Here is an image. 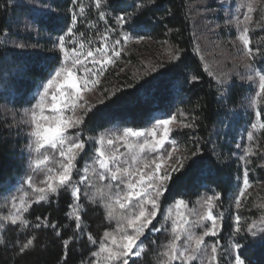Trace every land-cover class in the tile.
I'll return each instance as SVG.
<instances>
[{"label":"snow or ice","instance_id":"1","mask_svg":"<svg viewBox=\"0 0 264 264\" xmlns=\"http://www.w3.org/2000/svg\"><path fill=\"white\" fill-rule=\"evenodd\" d=\"M261 3L264 0H247L234 12L229 6L223 24L216 25L236 32V38L230 43L246 58V74L242 79L250 86L258 85L249 104V108L256 109L252 131L247 132L249 141L255 139L257 129L264 130V121H261L264 109L259 108L264 104V38L256 44L252 39L257 28L264 31V15L261 20H254L257 5ZM72 4L70 23L54 42L59 63L38 86L33 102L23 109L22 122L17 125L18 132L23 131L28 140V172L19 187L0 189V195L7 193L5 204L10 205L7 214H0V231L6 233L13 228L27 238L23 242L6 241L0 236V245H10L17 258L26 257L38 249L36 231L50 229L60 240L61 259L65 264L70 245L80 237L97 247L90 253L89 264H130V261L136 264L150 247L159 249L157 264H222L225 255L231 257V264H246L240 254L243 244L237 242L224 251L216 239L223 231L225 219L224 212L218 211L222 193L202 196L191 207L190 201L178 198L166 209L162 208L171 186L186 176L203 155L199 147L190 155L180 153L178 141L172 138L175 131L198 127L194 115L180 112L183 119L179 121L174 114L156 118L144 129L125 127L104 130L96 136L85 135L86 122L94 107L89 104L87 94L96 88L107 66L116 63L130 42L145 39L134 37L133 33L137 28L135 21L147 4L140 0L130 6L132 11L120 10L113 14L109 11L113 8L111 0H92L97 20L104 22V32L98 34L99 47H92V39L85 41L84 33L76 31V25L85 18L83 0H72ZM241 8L246 11L241 13ZM205 12L211 15L214 10L206 7ZM109 19L114 21L113 25L108 23ZM86 26L96 27L91 22ZM113 34L117 37L114 40ZM166 52L170 63L181 59L179 48L169 46ZM162 66L149 70L156 71ZM197 80V76L191 77L192 82ZM220 84L223 86L224 81ZM212 152L215 154V149ZM89 153L91 156L79 167ZM252 157L264 159V151L248 147L243 156L237 157L243 165V177L242 187L234 198L237 214L232 235L244 240L250 233L264 240V213L259 221L254 219L244 228L241 227L243 218L238 214L247 190L252 187L248 167L253 163ZM216 159L219 161L220 154H216ZM38 176L42 179L37 180ZM62 190H68L72 198L65 216L73 222L74 231L67 238H63V227L50 216H37L35 223L26 218L34 204L51 203ZM82 196L103 209L110 226L115 222V227L105 230L99 241L85 230L83 215L87 209L81 203ZM164 233L169 238L160 245L158 234Z\"/></svg>","mask_w":264,"mask_h":264},{"label":"trees","instance_id":"2","mask_svg":"<svg viewBox=\"0 0 264 264\" xmlns=\"http://www.w3.org/2000/svg\"><path fill=\"white\" fill-rule=\"evenodd\" d=\"M31 1L44 7L36 9L30 5ZM191 1L144 0L147 7L135 21L137 28L133 36L145 39L138 44L135 40L130 42L114 68L112 66L100 81L99 99L88 101L94 107L86 122L85 135L96 136L104 130L125 127L144 129L150 127L154 119L174 114L179 121L183 119L180 112L194 115L198 127L175 131L172 138L178 141L180 153L190 155L199 147L203 155L197 158L186 176L171 186L162 208L166 209L178 198L190 201L191 207L202 196L222 193L218 211L224 212L225 219L223 231L216 238L222 250L227 251L229 245L239 242L244 245L240 254L246 264H264V240L250 233L244 240L232 235L237 214L234 198L242 187L243 177V165L237 157L243 156L248 147L264 151V130L255 131L253 141L247 139L256 110L249 108V104L258 88L237 78L221 86L209 75L197 50L189 9ZM137 2L140 0H111L113 8L109 11L113 14L120 10L132 11L130 6ZM73 7L72 0H0V29L4 30L0 32V189L19 187L28 172V140L23 131L18 132L17 125L22 122L23 109L33 102L32 96L38 86L59 63L54 42L70 23L69 10ZM262 15L264 7H259L254 20H261ZM219 19L222 23L223 16ZM108 23L113 25L114 21L109 19ZM220 31L228 39L236 37V32L226 27ZM262 38L264 31L257 28L252 36L253 43H259ZM169 46L181 50L178 62H169L166 52ZM161 64L163 66L156 71L149 70ZM193 76L198 80L192 82ZM259 108L264 109V104ZM7 109L15 113L8 114ZM261 121H264V111ZM216 154H220L219 161ZM89 156L91 153L78 166L83 167ZM251 159L249 181L252 186H262L261 193L242 200L243 207L238 211L243 218L242 228L254 219L259 221L264 213V167L260 166L264 165V159ZM39 179L42 177L38 176ZM6 198L7 193L0 195V205H4L0 207V214H7L10 207L5 204ZM70 203V192L62 190L51 203L34 204L26 218L35 223L37 216H50L63 227V238H67L74 231L73 222L65 216ZM81 203L87 209L83 215L85 230L99 241L105 230L115 227V222L110 226L103 209L83 196ZM35 235L39 238L38 249L26 257L17 258L10 245H0V264H65L61 259L60 240L50 229L37 230ZM0 236L6 241L23 242L27 238L13 228L6 233L0 231ZM168 238L167 233L158 234L157 243L163 245ZM96 250L85 237H80L70 245L66 264H89L90 253ZM158 251L150 247L136 264H157ZM222 264H231V257L225 255Z\"/></svg>","mask_w":264,"mask_h":264},{"label":"rangeland","instance_id":"3","mask_svg":"<svg viewBox=\"0 0 264 264\" xmlns=\"http://www.w3.org/2000/svg\"><path fill=\"white\" fill-rule=\"evenodd\" d=\"M83 2L86 6L85 18L76 25V31L77 33H84L85 41L91 38L93 42L91 45L92 47H99V35H102L104 32V22L97 20V14L94 6L92 5V0H83ZM242 3H247V0H192L189 5L198 53L201 57H203L202 60L207 71L212 73V76L218 83H220V81H224V85L228 84L232 78L243 80L242 77L246 74L244 64L247 61L246 58L238 51V47H233L230 43L236 37L234 39L224 37L220 31L221 28L216 27V25L223 24V22H220L219 16H223L224 20V18L228 15L229 6H231V10L234 12L235 9ZM221 4H223L224 7H221ZM30 5L36 9H41L37 2L31 1ZM206 7L214 10V12L211 15L207 14L205 12ZM259 7H264V3L258 4L257 9H259ZM240 11L243 13L246 11V8H241ZM88 22L95 24L96 27H87L86 25ZM31 26L32 25L27 24V27L32 28ZM116 38L117 37L112 35L113 40ZM135 44L138 43L136 42ZM69 46L71 47V42H69ZM111 67L114 68V65L107 66L104 75ZM104 75L99 77L100 81ZM99 84L91 93L87 94L86 98L88 101H95L99 99L100 92L97 89ZM256 86L258 88V85ZM7 112L8 114L15 113L10 109H7ZM21 115H23V112ZM257 131L259 132L260 130L257 129L256 132ZM261 186L262 185L258 184L250 187L247 190L245 198L251 194L261 193L259 190V188L261 189Z\"/></svg>","mask_w":264,"mask_h":264}]
</instances>
